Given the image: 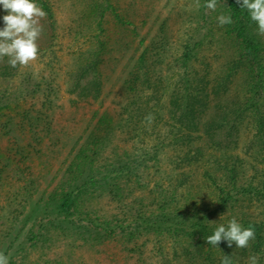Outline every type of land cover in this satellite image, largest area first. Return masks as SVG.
<instances>
[{"label": "trees", "instance_id": "16d2710c", "mask_svg": "<svg viewBox=\"0 0 264 264\" xmlns=\"http://www.w3.org/2000/svg\"><path fill=\"white\" fill-rule=\"evenodd\" d=\"M217 1L226 3V13L233 20L232 24L226 25L227 31L234 36L237 44L235 57L226 65L223 75L208 80L205 75L196 78L192 73L183 74L180 86L177 83L178 86L175 85L169 92L165 120L160 114L159 92L162 87L158 81H150L147 73L143 72L145 49L136 64L139 71H132L124 85L127 106L113 111L108 108L100 112L92 111L90 121H96L84 137L73 143L69 150L70 161L52 191L40 192L33 197L34 181H29L28 187L22 188V193L13 194L14 201L19 197L20 203H29L30 206L31 213L23 217L22 227L36 223L38 230L52 229L64 238L73 236L74 241H81L90 248L112 241L121 246L124 243L131 245V242L132 250L134 245L137 249V258L142 256L140 248L145 240L155 236L157 255L163 260L162 264H221L224 255L229 256L233 264H248V258L257 255L259 264H264V111L260 105L264 102V46L257 34V26L236 0ZM41 8L47 16L51 15L47 4H41ZM199 42L188 45L185 51L196 48ZM97 52L94 51L92 58L80 65L74 75L75 84L68 90L70 94L77 90L78 98H97L100 92ZM190 53L185 54L184 60L190 57ZM180 66L183 68L184 64ZM239 69L246 70L243 97L210 114V96L218 90L226 92ZM3 74L1 71L0 75ZM85 78L88 80L84 83ZM82 82L83 85H80ZM139 88L145 93L141 102L136 96ZM9 100L3 93L0 95V130L13 141L6 156L0 151V163H3L4 170L10 168L12 159L24 161L29 157L17 142L11 118L1 119L5 118L4 113L10 108ZM13 100L16 102L18 98L13 95ZM150 113L155 117L151 125L145 121ZM246 117L254 128V145L260 157V165L251 166L249 177L244 176L243 160L231 153L236 148L239 125ZM40 118L39 114L31 115V111H25L20 116V122L27 127L34 141ZM119 131H127L137 138L143 136L139 141L141 146L130 149L133 154L129 155V151L115 145L111 154L104 156V147L114 142ZM146 137L151 139L147 145L144 143ZM165 148L175 153L169 159L166 183L162 180L155 182L150 190L145 191L146 197H140V192L148 186L145 182L148 174L145 172L162 160L159 159L160 151ZM205 154H208L206 159L203 158ZM196 172L201 177L202 186L192 187ZM21 177L22 174L19 179ZM94 187L99 192L107 190L110 200L117 203H126L123 197L129 198V206H125L119 214L103 219L91 217L92 211L83 209L82 196L88 192L89 197L93 196L89 190ZM204 193L213 197L206 199ZM244 201L257 207V212L235 213L236 206L243 205ZM12 214L15 216L10 224L17 217V213ZM3 218L6 217H0ZM233 218L242 227L252 226L255 229V239L249 247L241 249L233 244L230 248L224 241L218 248L208 245L206 238L219 226L226 227ZM20 234V230L12 226L0 232V252L8 256L9 264H19L27 255L25 244L17 243ZM30 235L28 241L32 247L35 242L44 240V235L37 236L32 232ZM165 238L171 240V257H166L161 250L159 240ZM137 240L141 243L136 244ZM128 246L125 251L131 250ZM176 247H179L180 253L176 252ZM17 256L20 258L18 262L15 261Z\"/></svg>", "mask_w": 264, "mask_h": 264}, {"label": "rangeland", "instance_id": "374dc122", "mask_svg": "<svg viewBox=\"0 0 264 264\" xmlns=\"http://www.w3.org/2000/svg\"><path fill=\"white\" fill-rule=\"evenodd\" d=\"M34 2L40 7L41 4H47L51 12L50 16L40 21L43 31L37 41L38 59L26 67L15 68L9 65L7 57L0 61V73L4 72L0 75V95L3 93L10 98V108L4 113L5 118L1 119L4 121L11 118L14 135L18 136L17 142L24 147L29 156L24 161L12 159L10 168L5 170L3 163H0V217H6L0 219V232L8 230L10 226L20 230L17 243L25 244L27 255L19 264H162L163 260L157 255L155 236H149L145 240L146 243L140 248L142 256L137 258L135 251L137 249L134 245V251L132 250L131 242V245L124 243L121 246L118 242L112 241L110 244L90 248L81 241H74L73 236L64 238L52 229L38 230L36 223L22 227L23 217L31 213L30 206L29 203L25 205L20 203L19 197L14 201L13 194L22 193L23 187H26L29 181H34L33 197L40 192L52 191L70 161L69 150L73 143L84 137L96 121H90L92 111L100 112L106 108L113 111L127 106L124 85L132 71L135 73L139 71L136 64L145 49L147 52L143 72L147 73L150 81H158L162 87L159 92L162 106L160 114L165 120L168 116L169 92L175 85L180 86L183 74L192 73L196 78L205 75L208 80L222 76L226 65L235 57L237 46L234 36L228 34L226 25L221 27L218 23V16L221 14L228 16L226 3L217 1V8L212 11L204 7L208 0H199V7L196 0H34ZM6 14L0 6V29L4 27L2 18ZM259 37L264 46V36ZM195 41H200L199 45L185 51V48L193 45ZM94 51H98L97 56L100 60L96 65L100 92L96 99L92 96L78 98L77 90L73 94L68 90L75 84L74 75L80 65L89 61ZM188 52H191L190 57L184 60ZM181 63L184 64L183 68H180ZM238 71L226 92L218 90L210 96L209 112L216 111L226 104L236 103L243 97L246 70ZM87 80L85 78L83 82ZM83 82L79 84L83 85ZM34 91L37 92L32 97ZM13 95L18 98L16 102ZM136 96L141 102L145 98V93L139 88ZM260 105L264 111V102ZM25 111H31V115L34 116L39 114L43 120L39 121L38 130L36 129L38 133L36 141L27 131V127L20 122V116ZM238 132L236 148L231 153H235L243 160L244 176L249 177L251 166L260 165V157L254 145L256 144L253 138L254 128L247 117L240 123ZM140 138L133 137L132 133L129 134L127 131H119L114 142L104 147V156H109L115 145L132 155L130 149L141 146ZM150 142V138H144L146 145ZM12 143L13 141L5 137L0 130V151L4 156ZM118 153L122 154V151L118 150ZM174 154L169 148L160 151L159 159L162 160L154 168L149 166L145 172L148 174L147 178L145 177L148 186L140 192V197L145 198L147 195L145 191L150 190L155 182L162 180L161 182L166 183V175L170 170L169 159ZM207 155L205 154L203 158L206 159ZM156 170L165 175L159 173L156 175ZM20 174L23 178L19 179ZM193 182L192 187L202 186L198 172ZM96 189L94 187L89 190L93 196L89 197V192L87 196H82L83 209L92 211L91 217L103 219L119 214L130 204L129 198L123 197L124 193L122 197L126 203H117L110 200L107 190L99 192ZM204 194L206 199L213 197L210 193ZM136 196L134 195L135 198ZM250 204L251 202L244 201L243 205L236 206L235 213L242 211L256 213L257 207ZM13 212L17 213V217L10 224L15 216ZM30 232L37 236L44 235L45 241L39 240L32 247L28 241ZM135 242L140 244L141 240ZM159 243L165 256L171 257L173 252L171 240L165 238L159 240ZM127 246L130 251H125ZM176 250L180 253L179 247H176ZM19 259L17 256L15 261L18 262Z\"/></svg>", "mask_w": 264, "mask_h": 264}, {"label": "clouds", "instance_id": "9594fccd", "mask_svg": "<svg viewBox=\"0 0 264 264\" xmlns=\"http://www.w3.org/2000/svg\"><path fill=\"white\" fill-rule=\"evenodd\" d=\"M242 10H246L250 20L257 26V34L264 36V0H236ZM199 7V0H196ZM0 6L7 13L3 16L4 27L0 29V61L5 57L11 67H26L38 59L39 40L43 28L40 21L46 18L47 13L34 0H0ZM204 7L215 11L217 0H208ZM221 27L233 23L231 16L221 14L218 16ZM155 117L148 114L145 117L147 124L151 125ZM255 239V229L252 226L242 227L235 218L228 225L216 228L214 233L206 238V243L218 248L224 241L228 247L233 244L236 248L245 249ZM0 264H9V258L0 252ZM221 264H233L229 256H225ZM248 264H259L257 255L248 258Z\"/></svg>", "mask_w": 264, "mask_h": 264}]
</instances>
